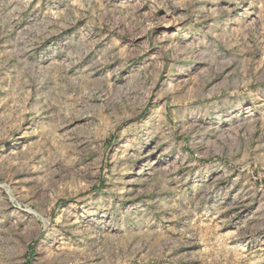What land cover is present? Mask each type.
Here are the masks:
<instances>
[{
  "label": "rangeland",
  "instance_id": "rangeland-1",
  "mask_svg": "<svg viewBox=\"0 0 264 264\" xmlns=\"http://www.w3.org/2000/svg\"><path fill=\"white\" fill-rule=\"evenodd\" d=\"M0 264H264V0H0Z\"/></svg>",
  "mask_w": 264,
  "mask_h": 264
}]
</instances>
